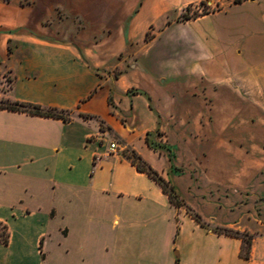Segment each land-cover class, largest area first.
Wrapping results in <instances>:
<instances>
[{
  "label": "crops",
  "instance_id": "crops-1",
  "mask_svg": "<svg viewBox=\"0 0 264 264\" xmlns=\"http://www.w3.org/2000/svg\"><path fill=\"white\" fill-rule=\"evenodd\" d=\"M0 70V99L73 112L0 108V264H264V0H0Z\"/></svg>",
  "mask_w": 264,
  "mask_h": 264
},
{
  "label": "trees",
  "instance_id": "trees-1",
  "mask_svg": "<svg viewBox=\"0 0 264 264\" xmlns=\"http://www.w3.org/2000/svg\"><path fill=\"white\" fill-rule=\"evenodd\" d=\"M242 1L243 0H235L236 3H239ZM207 14H209V11L203 12V13L196 12L193 16L184 15L182 16V18H178L177 21L185 22L187 20L197 19ZM171 22L172 21H169V23ZM151 37L152 36L150 34H147V39H150ZM0 108L9 109L12 111H22V112H27L30 114L41 115V116H46V117L61 118L64 121H69L73 114V112L69 110H60L58 108H44L38 104L20 102V101H12L10 99H4V98L0 99ZM148 141L151 147L156 148L155 144L151 143L150 140ZM131 158H132L133 163L137 166V168L140 171H143L149 174L152 178H154L162 186L164 191L169 195L173 204L177 206L183 205V202L179 198V195L177 194L173 185L168 180H166L162 175H160L159 172L156 171L147 161H145L135 151L131 152ZM187 209L197 221H199L203 225H206L205 222H203V219L199 214L194 212L189 206H187ZM214 230L219 233H225V234H229V235L242 238L244 243L241 249V255L247 259L251 257V247H252V241H253L254 235L241 232L238 230L221 228V227H216L214 228ZM9 239H10V234L7 229V226L3 224L2 222H0V241L3 242L4 244H7L9 242Z\"/></svg>",
  "mask_w": 264,
  "mask_h": 264
},
{
  "label": "rangeland",
  "instance_id": "rangeland-1",
  "mask_svg": "<svg viewBox=\"0 0 264 264\" xmlns=\"http://www.w3.org/2000/svg\"><path fill=\"white\" fill-rule=\"evenodd\" d=\"M204 2V3H203ZM191 8H187L183 12H181L178 15H173L172 20H177L178 18H182V16H193L196 12L203 13L209 11V13L216 12L217 10H220L221 7L219 5L211 4L208 1H203ZM249 10H241L238 11L236 14L232 15H226V14H215L211 15L207 18H204L203 20H200L193 24L194 30L199 29H210L215 24H222L225 22H228L229 20L236 19L238 20L240 17L245 16L248 14ZM11 77L8 72H5L3 70H0V93L3 91H6L10 87V81Z\"/></svg>",
  "mask_w": 264,
  "mask_h": 264
},
{
  "label": "built area",
  "instance_id": "built-area-1",
  "mask_svg": "<svg viewBox=\"0 0 264 264\" xmlns=\"http://www.w3.org/2000/svg\"><path fill=\"white\" fill-rule=\"evenodd\" d=\"M118 148V145L116 143L111 144V149L115 151Z\"/></svg>",
  "mask_w": 264,
  "mask_h": 264
}]
</instances>
